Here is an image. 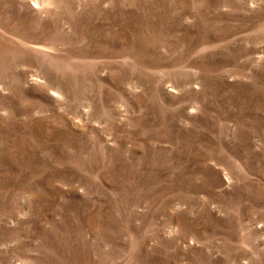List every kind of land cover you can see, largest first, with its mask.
<instances>
[{"label":"rangeland","instance_id":"374dc122","mask_svg":"<svg viewBox=\"0 0 264 264\" xmlns=\"http://www.w3.org/2000/svg\"><path fill=\"white\" fill-rule=\"evenodd\" d=\"M0 264H264V0H0Z\"/></svg>","mask_w":264,"mask_h":264}]
</instances>
